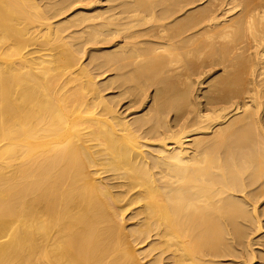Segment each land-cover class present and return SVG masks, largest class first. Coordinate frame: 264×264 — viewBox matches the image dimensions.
Here are the masks:
<instances>
[{
	"label": "bare ground",
	"instance_id": "6f19581e",
	"mask_svg": "<svg viewBox=\"0 0 264 264\" xmlns=\"http://www.w3.org/2000/svg\"><path fill=\"white\" fill-rule=\"evenodd\" d=\"M195 1L0 0V264L256 259L264 0ZM188 61L223 65L204 108Z\"/></svg>",
	"mask_w": 264,
	"mask_h": 264
},
{
	"label": "rangeland",
	"instance_id": "374dc122",
	"mask_svg": "<svg viewBox=\"0 0 264 264\" xmlns=\"http://www.w3.org/2000/svg\"><path fill=\"white\" fill-rule=\"evenodd\" d=\"M109 1H111L112 2V4H111V2H109ZM119 1H122V0H101V2L97 5V6H99V12H102L103 10H104V12H106L107 10H108V8H109V6H113V5H115V3L117 4ZM135 1H137V0H135ZM198 0H196L195 2L196 3H192V5L191 4H189V5H184L185 7H186V9L185 8H183V10H185V11H182L180 14H177L178 16H174L175 18H177V17H180V16H184V15H188V14H192V13H195L196 12V10H201V9H203V7L205 8V6L206 5H209L210 6V0H199L198 2H197ZM229 2V3H232V1H230V0H226V2ZM103 2V3H102ZM209 2V3H208ZM227 2V3H228ZM101 4V5H100ZM108 4V5H107ZM201 4V5H200ZM204 4V5H203ZM195 5V6H194ZM232 5V4H231ZM107 6H108V8H107ZM194 6V7H193ZM200 6V7H199ZM191 7H193V8H191ZM196 7H197V9H196ZM206 7H208V6H206ZM229 7V6H228ZM103 8V9H102ZM106 8V9H105ZM189 8V9H188ZM193 9V10H192ZM196 9V10H195ZM102 10V11H101ZM186 10L188 11V13L186 12ZM238 13H239V11L238 10H236ZM184 12H185V14H184ZM189 12H191V13H189ZM220 12H222V11H218L217 12V14L219 15V17L220 16H222L223 14H219ZM233 13L234 15H235V17L238 15V13ZM222 13H225V12H222ZM184 14V15H183ZM107 15V14H106ZM225 15V14H224ZM224 15L222 16V17H220V18H222L221 20L223 21V20H225V21H229L231 18H233L234 17V15H231V17L227 14V15H225L226 17H225V19H223L224 18ZM233 16V17H232ZM228 17H229V19H228ZM234 17V18H235ZM226 19H228V20H226ZM167 22V21H166ZM172 21H168L167 23H171ZM149 25H153V24H149ZM148 25V26H149ZM190 33V32H189ZM144 39V38H143ZM113 44H111V43H105V42H101L100 44H96V45H89V46H87V51H88V53L90 52V54H88V53H86L87 55H85L86 57H84V60H85V58H86V62L90 59V58H88V56H90V55H94V53H95V56H96V54H98V56H99V53H100V55L103 53V52H110L112 49H110V47L112 46ZM106 47H108V48H106ZM96 48V49H95ZM103 48V49H102ZM190 49H191V47H189ZM189 48H184L182 51V53H184V55H186V54H188V53H186L185 52V50H190ZM95 49V51H93ZM98 49H100V50H102L101 52H100V50H99V52L98 51H96V50H98ZM192 49H193V47H192ZM194 50V49H193ZM93 52V53H92ZM188 56V55H187ZM88 58V59H87ZM191 61V60H190ZM190 61H188L190 64H188V65H192V67L191 68H193V70L195 71L194 72V74H195V76L193 75L192 76V79H193V81H194V83L195 84H193V86H192V94H193V96L195 97V99H197L196 101L200 104V106H201V108L203 107L204 108V106H205V104H206V98L208 97V95L210 94H208V92H210V90H211V88L215 85V82H217L218 80H216L215 79V81H214V78H218V76H220L221 74H223V71H224V69H223V65H219V66H209L208 68L206 67V66H208L207 64H208V61H206L205 63H206V65H205V68H204V64L205 63H202V64H200V66H202L201 68H200V66L198 65H196L195 66V64H194V62L193 63H191ZM203 61H205V59L203 60ZM201 63V62H200ZM193 64H194V67H193ZM183 66H181V68H182ZM133 68V67H132ZM132 68H129V69H132ZM197 69V71L198 72H196V69ZM199 68H200V70H199ZM185 70V67L184 68H182V70H179V71H181L180 72V74H178L177 73V75H178V80H177V83H178V89L179 90H182L181 88H182V86L180 85V83H183L182 82V80L184 81V77H185V75H186V72L184 71ZM203 72V73H202ZM193 73V72H192ZM197 73V74H196ZM184 74V75H183ZM109 75V76H108ZM179 75H180V77H179ZM225 76V73H224V75H223V77ZM105 79V78H107V80H110V79H112L113 78V76H112V74L110 73V72H107V73H105L104 74V76L102 75L101 77H99L98 78V80H103V79ZM180 78V79H179ZM220 78H222V76H220ZM155 90V87H152L151 89H150V91H149V93L153 96L154 95V91ZM107 93V92H106ZM124 109H121V111L120 112H122ZM173 116V113H171L170 114V116H169V118H171ZM132 116H130L129 118H131ZM258 207H259V215H260V219H261V221L263 222L262 223V225L264 226V201H262L259 205H258ZM134 209L135 208H131V209H128L127 211H125L124 212V215H123V218H122V224H126L125 226H127V227H130V226H132L133 225V223H136L137 222V220L136 219H133V218H131V216H132V214H133V211H134ZM129 229V228H128ZM263 231V230H262ZM264 232V231H263ZM147 245V243H144V244H134V246H132V249L133 250H135L136 251V253L138 252V254L141 252V249L142 248H144L145 246ZM253 250H254V253H256L257 255H256V259L254 260V261H252V263L251 264H263V263H261V261H264V260H262L263 258H264V254H261L262 252L261 251H263L264 252V247L262 246V247H260V246H258V245H255V246H253ZM138 249V250H137ZM256 251V252H255ZM258 252V253H257ZM261 255V256H260ZM141 256V257H140ZM142 256H143V258H142ZM144 257V255L143 254H140L139 255V260H140V262L142 263V264H147L149 261H151L152 259V256H150V257H147V258H145ZM250 264V263H249Z\"/></svg>",
	"mask_w": 264,
	"mask_h": 264
}]
</instances>
